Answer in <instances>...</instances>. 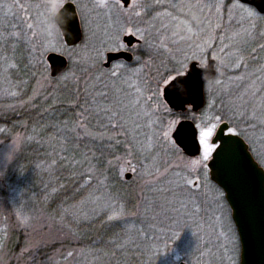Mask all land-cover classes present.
Returning <instances> with one entry per match:
<instances>
[{"label":"rangeland","instance_id":"obj_1","mask_svg":"<svg viewBox=\"0 0 264 264\" xmlns=\"http://www.w3.org/2000/svg\"><path fill=\"white\" fill-rule=\"evenodd\" d=\"M65 2L74 4L82 33L81 42L73 47L64 44L61 34L44 31V0H0V188L6 190V205L23 239V249L17 253V260L13 263L69 264L75 261L73 264H96L94 244L88 245L84 252H68L54 258L52 255L47 262L42 261L39 254H44L43 250L48 247H54L58 240H72L74 230L69 225L78 222L86 225L92 220L102 219L108 230L123 231L125 237L116 241L113 251L116 254L120 251L131 253L135 258L130 261L132 263L238 264L239 242L230 211L219 194L221 190L216 191L218 188L209 180L205 168L184 170L186 161L202 158L203 149L199 156L187 158L177 147L178 151L173 150L171 133L177 122L184 118L196 125L211 126L215 123L218 127L224 120L220 115H228L229 120L235 116L237 128L243 130L253 156L264 168V59L257 62V54L254 53L257 51L255 42L262 45V38L264 40V14L259 15L253 7L236 0H138L140 6L136 8H133L132 0L127 8L117 0H106L107 7H100V0ZM234 5L252 9L255 15L249 18ZM167 7L172 10H167ZM135 12H140V16ZM29 24L33 25L31 29L27 27ZM137 29L142 30L143 39ZM125 35H133L140 41L139 45L129 49L135 54L132 62L117 61L104 68L102 64L107 52L127 48L122 42ZM149 48L171 51L175 55L167 58L171 65L166 60L143 63L140 57L147 55ZM51 52L63 55L68 61L66 70L57 80L70 81L75 91L83 88L92 109L97 102L113 107V102H119L125 106V128L112 130L107 127L108 119L102 112L96 115V123L100 120L109 128V133H103L105 139L110 138L108 141H111L107 148L114 144L115 147L109 149L123 153V156L114 157V166L108 162L122 183L127 182L123 186L144 190L139 202L135 200L131 204L115 196L109 183L102 185L97 179L86 186V178L92 171L84 169L83 197L70 203L53 202L54 207L47 209L58 192L53 173H63L69 168L67 164L56 165L58 159L63 160L62 157H56V161L49 159L56 142L59 148L62 147L64 131L58 129L55 136L45 141L44 138L37 139L33 131L23 129L19 133L8 134L9 128L3 126V121L10 120L8 114L15 110L20 99L30 97L27 92L30 88L25 87L27 82L20 81L22 74L17 72L21 59L29 70H23L27 74L26 79L34 76L31 89L35 91L28 103L39 97L40 90L54 85L49 79L45 60ZM209 59L216 61V75L211 83L209 81L204 86L205 104L201 109L192 112L187 107L184 112L168 111L170 108L162 99L163 82L159 85L158 98L153 99L157 95V83L166 73L171 79L187 69L190 62L196 61L202 66ZM34 64H37L36 68ZM81 72L86 73L85 76L80 77ZM101 92L107 99L99 95ZM144 111L152 115L145 117ZM152 121L157 124L153 125ZM160 121H163L165 130L171 125L167 140L158 138ZM75 123L82 129L80 138L87 140L89 124L85 126L82 120ZM231 130L238 133L234 127ZM42 141H45L44 151L38 146H42ZM150 143L152 147L143 150ZM31 144L36 145L37 157L32 159V167L38 181L27 184L34 191L31 188L24 193L20 186H10L5 178L11 164L25 156L24 147ZM82 168L84 164H81ZM174 172H181L193 181L186 186L190 192L177 189L173 193L168 190L171 187L168 180ZM205 173L207 181H202L201 176ZM126 174L130 176L128 179ZM174 195H179L187 205L180 213H170L174 219L169 220L159 207L145 218L144 209L149 201L167 206ZM108 204H111V210L106 207ZM4 206L0 197V264L7 246L3 244L9 237L7 223L10 216ZM175 206L179 207V204ZM118 213L123 214L127 224L108 220L109 216ZM152 215L156 218L151 219ZM72 257V261L67 262Z\"/></svg>","mask_w":264,"mask_h":264},{"label":"trees","instance_id":"obj_2","mask_svg":"<svg viewBox=\"0 0 264 264\" xmlns=\"http://www.w3.org/2000/svg\"><path fill=\"white\" fill-rule=\"evenodd\" d=\"M166 9L172 10L171 7H167ZM263 44V38L262 45L261 42H255L254 49L257 51L254 53L257 54V62H259L260 58L264 59V48L262 47ZM147 52V55L140 57L142 58L143 63H147L148 61L151 62L153 60H157L159 62L166 60V63L171 65L167 58L175 57V55L169 50L162 51L160 49L153 50L149 48ZM24 63V60L21 59L20 63L18 64L20 70L17 72L22 75L20 79L19 77L17 79L22 82L23 80L27 82L28 85L25 84V87L28 86V88H30V90L27 92L30 93L31 97V93L35 91L33 90L34 88L31 89L34 76L32 75L30 79H26L27 74L25 71L29 70ZM23 64L25 65L24 69ZM34 65L36 68L37 64ZM93 67L95 69V66H92V68ZM100 68L101 67L98 64V69ZM23 70L25 71L23 72ZM85 74L86 73L81 72L79 76H85ZM40 75H43V73ZM165 75H169V73H166ZM15 77H17V75ZM57 78L58 77L52 78L49 75V79L54 85L46 86L45 90H40V93L38 94L39 97L32 99L29 103L27 101L30 97L25 96L22 100L20 99L15 106V110L8 114V118L10 120L7 119L3 121V126H8L9 128L8 134H12L14 132L19 133L23 129L22 131H33L36 133L37 139L44 138L45 141L46 139L49 140V138L51 139L53 136H55V134L59 132L58 129H63L64 132L62 133V147L59 148V145L57 146L56 142L54 150H52L49 154V159L52 160L54 158L56 161V157H62L63 160L58 159L56 165L60 166L67 164L69 168L65 169L63 173H53L52 176H54L58 184V192H56L57 194L55 200L49 203L47 209L51 210L54 207V203L63 201L70 203L71 201H76L83 197L85 192L81 185L86 178V172L84 169L92 171L90 177L86 178L88 180L86 186L89 187L91 184L90 181L97 179V182L99 180L100 184L102 185L104 182L109 183V187H111L110 191H114L113 193L115 196L123 198L127 202L129 201L131 204H134L135 200L136 202H139L140 198L143 196L142 193L144 190H140V187L136 189L123 186L126 185L127 182H124L123 184L119 178V175H117L116 171L112 169V166H114V157L123 156V153L118 150H110L115 147L114 144L110 145V149L107 148V144L111 141H108L110 138L105 139V135H103V133H109V128H107L100 120L97 124L96 115H89L93 109L89 105V98L85 95V93H83L85 90L81 88L79 91H75L73 83L70 81L60 82L57 80ZM25 81L24 83H26ZM158 82L160 85L163 81L161 80ZM86 109L88 111H86ZM220 116H222L224 119L223 121L228 122L231 127L236 128L239 135L245 139L243 130L241 128H237L238 126L234 121L235 116L230 117V120L228 119V115ZM81 120L85 126L89 124L86 128L90 133L87 140L80 138L82 129L77 126L78 124L75 123L76 121ZM45 122H48V125L45 126ZM246 124L248 125L250 122ZM95 135H102L101 137H98L101 139V141L97 139ZM45 141H42V146L38 144L39 148L42 147L41 151H44L43 144ZM75 141H77V144H74ZM84 142L88 144V147L85 146ZM31 145L28 146V148L27 146L24 147L25 156L17 158L11 164L10 168L7 170V176L5 178L6 182H8V184L10 183V186H20L24 193H28V190H31V188L34 191V188L28 187L27 184L30 183L31 185V183L37 179L35 178L32 167V162L34 161L32 159L37 157H35L36 145ZM109 161L112 163V166L111 164H108ZM81 164H84V168L82 169ZM110 167L111 169H109ZM0 197L4 201V208L10 216L9 222H6L9 237L8 241L3 244V246L5 244L7 246L5 249V255L1 260V264H15L13 262L17 260V253L23 249L21 248L23 239L21 237V233L16 229L14 220L11 216L12 213L9 211L6 205L5 199L7 198V193L3 188H0ZM101 221L102 219H96L90 221L89 223L87 222L86 225L82 222L69 225L71 230H74L73 239L63 240V243L58 240L54 247H48L47 249L43 250L44 254H39L40 259L47 262L48 260L52 259V255L54 258L68 252H84L83 249H85L88 245L94 244L96 245L94 247L96 249L95 254L97 256V260L95 262L96 264H136V262H130L131 260L135 259L131 253L120 251L119 254H116V252L113 251V246L116 241L118 240L119 242V239L125 237L123 231L112 230V228H110L111 230H108L106 222L102 223ZM71 259H73V257L67 262L72 261ZM25 262L26 260L23 261V263ZM74 262L75 261H72L69 264H73ZM84 264L88 263L86 262Z\"/></svg>","mask_w":264,"mask_h":264},{"label":"water","instance_id":"obj_3","mask_svg":"<svg viewBox=\"0 0 264 264\" xmlns=\"http://www.w3.org/2000/svg\"><path fill=\"white\" fill-rule=\"evenodd\" d=\"M130 0H125L127 7ZM242 4L252 6L259 14H264V0H237ZM128 2V4H127ZM56 23L60 29L64 44L68 47L76 46L82 39L81 28L76 8L72 2H65L60 8L59 17ZM123 43L127 47L132 46L138 39L133 35L123 37ZM132 54L128 51H109L105 54L103 67L108 68L113 61L122 59L129 63L132 60ZM48 64L49 75L52 78L63 73L68 65L67 59L58 53H48L45 57ZM196 67L193 68L192 65ZM207 67L199 65L198 62L192 61L188 64L184 73H191L192 79L199 83L198 93L193 97V103L185 104L183 109L172 108L165 97L164 87L162 89V99L166 105L176 112H184L187 107L192 112L201 109L205 104L204 86L216 75L215 60L209 59L206 62ZM183 81V75L179 74ZM178 94L188 99L189 90L184 82H179L175 89ZM177 128L180 129L179 143H177ZM229 124L222 122L218 125L213 140L216 145H222L226 139L235 141L238 146L244 149L245 155L240 153H224L223 158L217 154L216 160L209 159L207 169L209 179L224 195L225 202L230 210V217L236 230L239 242V264H264V169L253 158L248 144L237 133L235 136H229ZM195 123L189 119H182L177 122L171 139L174 144L189 157H195L200 154L196 152L194 137L197 135ZM215 153H213V156ZM129 174L125 175L128 179ZM179 264H185L180 262Z\"/></svg>","mask_w":264,"mask_h":264},{"label":"snow or ice","instance_id":"obj_4","mask_svg":"<svg viewBox=\"0 0 264 264\" xmlns=\"http://www.w3.org/2000/svg\"><path fill=\"white\" fill-rule=\"evenodd\" d=\"M121 0H118V3H120ZM124 6H125V0H122ZM254 2V0H252ZM128 4V2H127ZM100 7H107L106 0H100ZM132 6L133 8L139 7L138 0H132ZM234 7L239 8L241 11L245 12L249 18L253 17L255 15L254 11L249 8H244L243 5H234ZM136 16H140V12L134 13ZM29 29L33 27V25L29 24L27 26ZM137 32H140L141 39L144 38L143 32L140 29L136 30ZM189 31L191 29L189 28ZM193 68L196 67L195 65H192ZM176 71V70H174ZM183 81H181L180 76H172L171 79H168L170 75H166L161 77L163 83H164V95L167 98L168 103L172 106V108H180L183 109L185 104L193 103V97L198 93L199 89V83L196 79H192L191 73H183ZM179 82H184L189 90V96L190 98L184 99L182 98L178 92L175 90L176 85ZM159 94V82L157 83V95L153 97V99H157ZM101 97H104L107 99V96L105 93L101 92L99 94ZM115 107L113 105H106V104H100L97 102L94 106V109L92 112L89 113V115H99L101 112L104 113L106 118L108 119V125L112 130L116 129H122L126 127V117L123 114L125 106L120 104L119 102H113ZM86 111H88L86 109ZM168 111H171L169 109ZM143 115L145 117H150L152 114L148 111H144ZM219 119V117H217ZM115 120V123L112 121ZM153 125H156V121H152ZM163 121H160L159 126V134L158 138L161 140H167L168 138V132L171 130V125L168 126V130H165V128L162 126ZM137 128H139V125H137ZM197 128V135L194 137V143L196 145V152L199 153L201 151V147L203 149V155L202 158L186 161L184 164V170L185 171H195L198 168H206L207 162L209 159H212V161L216 160L217 154L221 156V159L223 158L224 153H221V149H224L226 153H240L241 155H245L244 149L240 148L238 144L235 141H232L231 139H226L223 141L222 145H216L215 141L212 139L216 129L217 125L215 123H211V126L209 124H198L196 125ZM179 135H180V129L177 128V143H179ZM236 133L229 129V136H235ZM211 142V143H210ZM152 147V144L150 143L148 145V148L143 150H148ZM173 150L178 151L176 149L175 144L172 145ZM213 153L215 155L213 156ZM202 181H207V175L206 173L201 176ZM181 181H184V184L181 183ZM169 185L171 186L168 190L175 193L177 189H180L181 191L187 190L188 192L191 191V189H187V185L193 184V181L191 179H187L184 175H182L181 172H174L172 177L168 180ZM217 192H219V189H216ZM220 196H223V193H219ZM179 204V207H176L175 205ZM111 210V204L106 205ZM156 207H159L163 214L168 217L169 220L174 219L170 213H180L182 209H186L187 205L184 202V199H182L179 195H174L171 200L168 201L167 206L165 205H155L154 202L149 201L144 209L145 218L147 219L149 214L155 213ZM197 211H199L197 209ZM155 215L151 216V219H155ZM109 221H123L125 224L128 223L127 220L124 219V216L122 213H118L115 215H111L108 217Z\"/></svg>","mask_w":264,"mask_h":264},{"label":"clouds","instance_id":"obj_5","mask_svg":"<svg viewBox=\"0 0 264 264\" xmlns=\"http://www.w3.org/2000/svg\"><path fill=\"white\" fill-rule=\"evenodd\" d=\"M64 0H44L45 9V21L43 24L45 32H53L60 35V29L56 23V19L59 17L60 8L62 7ZM203 67H207L206 64L202 63ZM211 83V77L208 78Z\"/></svg>","mask_w":264,"mask_h":264},{"label":"flooded vegetation","instance_id":"obj_6","mask_svg":"<svg viewBox=\"0 0 264 264\" xmlns=\"http://www.w3.org/2000/svg\"><path fill=\"white\" fill-rule=\"evenodd\" d=\"M118 1V0H117ZM130 2V1H129ZM121 3V2H120ZM23 5V4H22ZM121 5H122V7H123V4L121 3ZM129 5V4H128ZM128 5H127V7H128ZM127 7H123V8H127ZM18 32V31H17ZM126 36V35H125ZM124 37V36H123ZM123 37H122V40H123ZM123 42V41H122ZM139 43H140V41L138 40V42H135L133 45H139ZM125 44V43H124ZM132 45V46H133ZM126 46V45H125ZM132 46H130V47H127L126 49H117L116 51H128V52H130L131 54H132V57L134 58V56H135V54H133L129 49L132 47ZM132 58V59H133ZM117 61H122V59H119V60H116L115 62H117ZM68 62V61H67ZM131 62H132V60H131ZM131 62H129V63H131ZM200 65V64H199ZM216 61H215V69H216ZM186 71V69L181 73V74H183L184 72ZM186 111V110H185ZM206 169V168H205ZM207 171V170H206ZM203 174V173H202Z\"/></svg>","mask_w":264,"mask_h":264}]
</instances>
